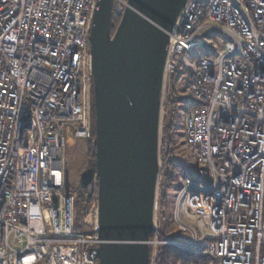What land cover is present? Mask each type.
I'll list each match as a JSON object with an SVG mask.
<instances>
[{"label":"built area","instance_id":"2783aa9c","mask_svg":"<svg viewBox=\"0 0 264 264\" xmlns=\"http://www.w3.org/2000/svg\"><path fill=\"white\" fill-rule=\"evenodd\" d=\"M97 1L0 0V264H98L96 197L85 236L65 190L66 148L91 137ZM203 1L185 0L168 34L160 96L182 57L214 36L216 54L186 67L183 143L197 178L179 185L163 238L160 183L177 145L162 143L160 125L149 264L160 244L207 264H264V0H209L202 20Z\"/></svg>","mask_w":264,"mask_h":264},{"label":"water","instance_id":"95a60500","mask_svg":"<svg viewBox=\"0 0 264 264\" xmlns=\"http://www.w3.org/2000/svg\"><path fill=\"white\" fill-rule=\"evenodd\" d=\"M185 0H126L113 35L112 0H98L89 36L97 184L98 264H149L160 96L168 34Z\"/></svg>","mask_w":264,"mask_h":264},{"label":"trees","instance_id":"16d2710c","mask_svg":"<svg viewBox=\"0 0 264 264\" xmlns=\"http://www.w3.org/2000/svg\"><path fill=\"white\" fill-rule=\"evenodd\" d=\"M126 0H112L111 14H110V33L113 35L117 29V26L121 20L122 14L125 10L124 2ZM209 0H204L202 8L204 14L202 20L205 19L207 6ZM210 41L209 44L204 45L201 50L205 57H213L218 50L217 39L214 36H207ZM197 53L187 54L188 59L194 60L197 58ZM188 71V70H187ZM189 83L185 85L187 91ZM188 92V91H187ZM171 99L164 105V114L161 124V141L163 144L173 145L176 135L184 137V133L179 134L177 131L178 123V102L179 99L176 97L175 92L172 90ZM191 100V99H190ZM94 107V103H93ZM188 112L190 109L188 108ZM87 153H88V169L95 168L96 162V125H95V112L92 109V130L91 137L86 141ZM174 148L171 146L169 154L164 158L166 169L164 170L161 177V186L159 190V214L162 218L163 209L165 207V200L167 196L166 187H173L177 181L184 175V177L197 178L198 169L188 164L189 159L185 158L186 163L182 161V158L176 155ZM191 157V156H190ZM183 177V178H184ZM179 186H175L174 189H178ZM65 190L74 197V209H73V230L74 232L83 222V216L86 209L90 206L94 196L97 195V184L91 182L88 185L82 184L80 181L79 186L76 188H69L65 182ZM94 197V198H93ZM151 235V233H150ZM150 237V236H149ZM149 252V248H148ZM209 257L205 254H195L190 250H180L174 246L160 244L156 250V258L154 264H207Z\"/></svg>","mask_w":264,"mask_h":264},{"label":"rangeland","instance_id":"374dc122","mask_svg":"<svg viewBox=\"0 0 264 264\" xmlns=\"http://www.w3.org/2000/svg\"><path fill=\"white\" fill-rule=\"evenodd\" d=\"M210 41L207 39L206 44H209ZM203 50L195 49L193 53H202ZM198 57V55H197ZM187 55H184L181 59V63L177 69V71L173 74L172 82H166L165 88L163 92V101L161 104V113H160V123L159 127L162 124V118L164 114V105L167 101L173 97L172 90L175 92L176 97L179 99L178 104V123H177V131L179 134L183 133V124L186 117L189 116L188 108L190 106L191 95L185 90V85L191 80V76L189 75L186 67L187 63L192 61L188 59ZM94 103V96L92 93V104ZM94 110V107H93ZM160 131V130H159ZM175 143L177 145L176 155L182 158V161L186 163L189 159L188 164L190 166H195L194 160L190 157V152L186 148L183 143V137L180 135H176L174 138ZM186 162H185V161ZM88 167V153H87V144L86 141L75 140L71 143L70 146H67L65 153V177L66 183L69 188H76L80 183V175L83 171H85ZM184 175L179 179V181L174 184L173 187H166L167 196L165 200V207L163 209V214L161 218V236L165 238L167 233L175 228L173 221V207H174V199L177 193V190L174 189L175 186H179L182 184ZM96 197V195L94 196ZM93 197V198H94ZM95 199V198H94ZM93 199V201H94ZM92 203L86 209L85 214L83 216V222L75 231L76 233L83 234L85 236H92L94 234V219H93V208ZM158 218V217H157ZM200 225V220L195 218ZM197 223V224H198Z\"/></svg>","mask_w":264,"mask_h":264},{"label":"flooded vegetation","instance_id":"af4514ba","mask_svg":"<svg viewBox=\"0 0 264 264\" xmlns=\"http://www.w3.org/2000/svg\"><path fill=\"white\" fill-rule=\"evenodd\" d=\"M86 170H88V168H87ZM86 170H85V171H86ZM85 171H83V172L81 173V175H82ZM81 175H80V177H81Z\"/></svg>","mask_w":264,"mask_h":264},{"label":"bare ground","instance_id":"6f19581e","mask_svg":"<svg viewBox=\"0 0 264 264\" xmlns=\"http://www.w3.org/2000/svg\"><path fill=\"white\" fill-rule=\"evenodd\" d=\"M151 236V235H150Z\"/></svg>","mask_w":264,"mask_h":264}]
</instances>
